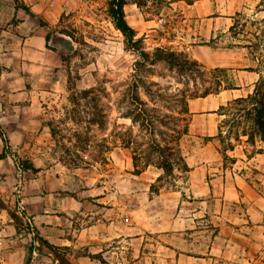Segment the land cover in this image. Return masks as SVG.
I'll use <instances>...</instances> for the list:
<instances>
[{
	"label": "rangeland",
	"instance_id": "374dc122",
	"mask_svg": "<svg viewBox=\"0 0 264 264\" xmlns=\"http://www.w3.org/2000/svg\"><path fill=\"white\" fill-rule=\"evenodd\" d=\"M111 1L0 0V55L11 69L21 71L6 82L0 79V154L6 153L0 158V264H192V258L179 253L206 254L214 241L217 247L229 236L217 216L235 213L239 204L220 206L211 194L194 198L182 170L157 181L163 174H154L157 152L149 171L135 174L133 150L143 166L149 146L145 139L136 140L141 147L136 142L126 147L121 140L128 138L130 128L134 136L141 133L122 116L129 103L121 99L136 82L150 106L183 116L184 125L194 117L178 112L187 111L193 97L212 86L214 75H226L234 85L240 80L235 68L243 66L259 71V80L264 76V0L127 1L126 20L141 39L139 46L150 53L147 59L127 46L110 12ZM205 44L216 52L220 71L202 62ZM157 48L189 60L186 68L158 60ZM26 69L33 73L26 76ZM144 82L161 96L147 95ZM69 84L77 90L101 84L110 94L103 100L107 123L83 128L81 136L90 143L85 146L64 123L56 136L47 125L67 119L76 128L68 118L74 106ZM25 86L33 90L31 99L25 98ZM86 112L78 118L84 125L90 119ZM214 118L219 124L224 116ZM178 123L173 118L170 125ZM208 123L199 116L180 140L173 132L168 141L158 140L175 147L189 164H219L214 146L221 143L201 135ZM259 145L264 151V143ZM172 151L164 150L165 156ZM25 161L38 171L23 169ZM250 178L251 258L253 264H264V155L253 162ZM152 184L158 193L151 191ZM213 264L235 261L218 255Z\"/></svg>",
	"mask_w": 264,
	"mask_h": 264
},
{
	"label": "trees",
	"instance_id": "16d2710c",
	"mask_svg": "<svg viewBox=\"0 0 264 264\" xmlns=\"http://www.w3.org/2000/svg\"><path fill=\"white\" fill-rule=\"evenodd\" d=\"M127 1L129 0H112L110 2V12L113 16L115 25L126 37L127 46L138 51L143 59H147L150 53L144 50L143 47L139 46L141 39L135 38L136 32L126 20L123 6ZM24 9L30 11L28 7H25ZM46 39L48 44L51 40L50 34L47 35ZM156 58L158 60L163 58L168 62L174 63L175 65L177 64L183 68H186L189 61L187 59H181L175 52L164 48L156 49ZM190 63L196 64L198 62L197 60H191ZM220 70L221 69L219 68L213 69V71ZM205 73L213 74L218 72ZM134 77L136 80L141 79L138 78L137 75H134ZM210 82H212V86L204 88L203 93L197 97L217 94L223 89H231L234 87L232 83L226 82V75H214L210 79ZM144 87L146 89L145 91H147V95L156 94L161 96V94L154 93L145 82ZM69 90V101L74 106L72 107L71 113L69 112L70 114L68 118L71 119V123L75 125L76 128L69 127V121H66L67 119H53L49 121L47 125L52 134L56 136L61 129L59 124L64 123L63 125H65V129L72 130L77 137L78 142L85 146L90 143H88V138H82L81 136L83 128L89 129L90 124H96L100 128L104 127L107 123L106 113L109 109L103 104V100L110 94L101 84L82 90H77L75 86L69 84ZM123 99H125L129 105L127 106V110L123 112L122 116L130 118L133 126L138 125L141 133L139 136H134V132L130 128V130H127L125 133H129L128 138L121 137V140L126 147H131L135 142L138 145V142L136 141L137 139H145V144L149 146L147 151H143V159H146L147 161L143 166H139L138 153L136 150H133L135 174H141L148 166L153 164L151 159L156 152L158 153L156 156V167L163 170V174L157 178V181H161L166 175H172L175 169L182 170L183 172L188 171L190 168L185 156L178 154L179 151L176 152L177 149L175 147L163 146L162 142L158 140V137L161 136L162 140L165 142L168 141L167 138L172 136L171 133L173 132L175 133L176 140H180L181 134L189 132L191 123L189 122L190 118H188V121L183 125L182 121L186 120L183 116H177L172 110L169 112L168 108L165 111H160L153 106H150L149 101L142 98L139 86L136 82L131 83L128 90L123 92L121 100ZM164 100H167V98ZM85 111H87L86 113L90 116V119L88 120L89 124L86 125L78 119L79 117H83ZM217 112L221 116H224V118L220 120L218 124L217 134L210 138L219 141L221 144H226L225 148H222L221 144L217 146V150L225 159L228 157L227 151L233 150L236 144L247 143L253 146V154L263 152V148L260 147L259 143L264 142V76L257 81L252 93L228 101L226 104L221 105ZM178 113L181 115L184 113L191 114L189 109ZM173 118L181 123L171 126L170 123ZM165 128H167V130ZM139 146L141 147V145H138V147ZM168 148L173 151L165 156L164 150ZM174 155L177 156V158H172ZM4 157H6V153L3 152L0 154V158ZM21 167L32 172L38 171V169L29 161H25ZM155 186V184L151 185V191L158 193L159 190H154Z\"/></svg>",
	"mask_w": 264,
	"mask_h": 264
},
{
	"label": "crops",
	"instance_id": "0c3cea01",
	"mask_svg": "<svg viewBox=\"0 0 264 264\" xmlns=\"http://www.w3.org/2000/svg\"><path fill=\"white\" fill-rule=\"evenodd\" d=\"M32 10L35 8L32 7ZM205 55L202 58V62L209 69L213 67L218 68L221 64L216 59V52L212 50L210 44L204 45ZM207 54V55H206ZM4 55V54H3ZM0 55V79L8 81V79L21 72L17 69L10 68V62L5 59V56ZM219 57V56H218ZM30 64H33V58L30 57ZM237 70L240 80L234 84L231 89H223L217 94H209L205 97L193 98L189 103V111L194 117L190 123V126L196 124L197 117H204L209 120L208 124H203V132L201 135L206 137H212L217 134L218 124L216 117L221 116L218 114V109L221 105L226 104L228 101L240 97L247 96L249 93L254 91L255 83L258 81L260 72L253 70V68H246L238 66ZM31 71V70H30ZM25 70L26 76H30L31 72ZM255 75L256 79L246 81L243 79L242 74ZM10 91L14 90L12 86H7ZM32 89H28L25 86V98L31 99ZM30 93V95H29ZM213 120V123L211 122ZM197 125V124H196ZM190 132V127H189ZM211 143V141H209ZM264 143V142H262ZM237 144L233 150H230L229 158L231 164H225L224 156L214 146L215 152L219 155L221 163H197L189 164V170L186 171L187 183L191 184L194 198L198 197L203 200L204 195H212L213 198L222 206L227 201H232L235 204H239L235 213L230 215H223L224 218L217 216V218L223 222L226 228H229V236L223 238L221 245L210 246L208 253L206 254H180L192 258V264H213V261L219 257L235 261V264H253V179L250 175L253 174V162L259 160L264 155L263 152L254 153L250 152L249 148L253 149V146L242 143ZM241 147V153L238 154V148ZM262 147V146H260ZM141 174L149 171L150 166L147 167ZM255 169L263 171L260 165L256 164ZM155 175L161 174V169L157 168ZM154 181V179L152 180ZM221 212V208L219 213ZM224 219V220H222ZM228 222V223H226ZM222 223H220V226ZM217 236L214 237L216 239ZM234 243V246L231 244ZM172 250V248H171ZM175 255L177 252L175 251Z\"/></svg>",
	"mask_w": 264,
	"mask_h": 264
}]
</instances>
